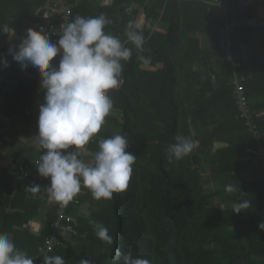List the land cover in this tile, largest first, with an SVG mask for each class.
Returning a JSON list of instances; mask_svg holds the SVG:
<instances>
[{"label": "trees", "instance_id": "trees-1", "mask_svg": "<svg viewBox=\"0 0 264 264\" xmlns=\"http://www.w3.org/2000/svg\"><path fill=\"white\" fill-rule=\"evenodd\" d=\"M213 1L112 0L104 7L83 0L73 9V20L76 16L104 14L111 21L104 31L132 51L131 59L122 61L121 84L107 92L113 108L88 147L94 153L99 137L121 134L129 139L126 151L137 159L124 192L101 201L93 199L90 190L78 196V204L68 211L73 213L87 201L90 217L77 216L73 238L50 256L63 257L65 264H80L84 259L91 264H120L114 260L116 249L126 253L131 248L133 257L146 258L151 264H264V230L258 227L264 221V176L255 162L257 155L248 150L255 147L254 137L239 117L224 33L226 22L249 19L258 9L264 10V0H222L225 17L209 5ZM43 4L44 0H0V25L17 24L23 35V20L34 19L35 10ZM129 7L131 12L126 11ZM175 7L179 12H174ZM12 9L9 21L6 16ZM173 18L184 30L179 50L173 44L177 40ZM158 20L169 22L166 31L148 27ZM130 22L138 25L137 30L145 37L143 51L127 40L125 29ZM230 37L234 41L231 57L241 61L238 72L245 75L244 91L264 144V16L251 24L234 25ZM5 38L6 34H0V53L9 66L0 70L12 75L21 66L12 59L9 46L3 44ZM252 44L260 54L248 58L246 46ZM139 56L149 58L150 64L143 67ZM0 95L3 117L15 115L26 128L37 129L39 105L43 103L40 79L21 83L13 92L0 85ZM177 135L190 138L196 146L183 159L169 163L166 149ZM218 139L227 145L213 149ZM35 159L23 163L22 169ZM204 167L218 174L213 189L204 187ZM15 174L18 179L13 190V173L0 167V233L8 234L15 247L37 264L56 217L55 208L46 213L40 235L23 226L38 213L47 197L42 185L50 180L39 183L41 191L32 197L27 193L32 184L20 171ZM228 184L236 190L225 191ZM43 193L46 197L39 198ZM243 201H248L250 208L240 213L226 206ZM93 221L107 227L113 237L111 244L96 237Z\"/></svg>", "mask_w": 264, "mask_h": 264}, {"label": "clouds", "instance_id": "clouds-1", "mask_svg": "<svg viewBox=\"0 0 264 264\" xmlns=\"http://www.w3.org/2000/svg\"><path fill=\"white\" fill-rule=\"evenodd\" d=\"M101 3L107 7L112 0H101ZM126 11L131 12V7ZM110 22L104 14L76 16L58 32L56 43L43 28L29 27L19 43L8 48L22 70L31 65L40 76L43 103L39 105L38 131L32 138V146L41 154L33 162L39 176L50 179L43 189L49 204L66 207L82 186L91 191L93 199L110 200L114 194L127 189L132 177L137 157L126 151L129 139L124 135L101 139L91 159L85 160L82 155L84 146L99 132L113 108L107 92L119 87L122 61L132 57L130 48L104 31ZM138 27L130 22L125 35L138 51H143L145 37ZM0 34L12 37L16 30L7 24L0 25ZM58 55V64L52 63ZM138 59L145 66L151 62L144 56ZM8 66V60L0 53V67ZM174 140L166 149L169 163L183 159L196 146L190 138L177 135ZM235 190L232 184L225 188L229 193ZM30 191L38 193L41 186L36 184ZM249 208V202L243 201L234 206L233 212ZM30 223L34 231L42 227L38 221ZM92 225L98 239L107 244L113 242L107 227L95 221ZM258 227L264 230V221ZM114 260L120 264H151L146 258L133 257L131 248L126 253L117 248ZM0 264H33V257L17 249L8 234L0 233ZM43 264H65V260L59 255H44ZM80 264H91V261L84 259Z\"/></svg>", "mask_w": 264, "mask_h": 264}, {"label": "built area", "instance_id": "built-area-1", "mask_svg": "<svg viewBox=\"0 0 264 264\" xmlns=\"http://www.w3.org/2000/svg\"><path fill=\"white\" fill-rule=\"evenodd\" d=\"M82 1L83 0H51L40 10V12L35 14L34 19L25 20L24 31L26 32V29L29 27L37 30L43 28L45 32L49 33L52 42L56 43L59 39L58 32L61 31L65 24L73 21L72 11ZM208 3L209 5H214L222 16H226V9L222 3V0H218V2L217 0H214L213 2ZM238 23L239 21L225 23V54L232 69V77L230 82L233 85V96L237 103L239 117L244 119L247 131L254 137V140L257 143L256 150L259 156L258 162L264 176V145L260 142L261 133L254 122L249 102L244 91L242 82L245 78V75L238 72V69L241 66V61L233 60L231 57L230 45L234 43V41H232L230 35L233 31V26ZM237 45L243 48L242 45ZM58 61L59 55L54 58L52 63L58 64ZM39 79L40 76L34 68L31 70L21 69L17 72H14L12 75H8L4 71L0 70V85L3 86L5 90L13 91L21 83H27L31 80ZM119 80L121 84L122 80ZM91 139H93V137ZM70 150L71 149H69V151ZM91 153L92 151L88 147V144H86L82 153L83 158L85 160L91 159ZM19 171L22 173V177L27 179L32 184V186L50 180L48 178L39 176L34 162H32L31 166H27L24 169L21 168ZM88 190V188L82 186L81 191L66 207L55 204L54 208L56 217L50 223V234L44 238L43 248L40 253L41 257L37 264H43L44 255H49L55 248L63 246L64 243L70 239V236L75 234L76 227L78 225L77 216L74 215V213H70L68 210L71 205L78 204V196Z\"/></svg>", "mask_w": 264, "mask_h": 264}, {"label": "crops", "instance_id": "crops-1", "mask_svg": "<svg viewBox=\"0 0 264 264\" xmlns=\"http://www.w3.org/2000/svg\"><path fill=\"white\" fill-rule=\"evenodd\" d=\"M50 1L51 0H44V4L42 5V7L41 8L39 7L35 10L34 16L36 13L40 12V10ZM258 12H256L255 15L249 19H238L235 21H239L238 24L254 23L257 19L262 18L264 16V12L259 13V14L263 13L261 17L257 14ZM12 14H13V9L6 16L9 19V21L12 19V16H13ZM26 19L27 18H25L23 21H25ZM248 20L250 22H247ZM11 26L15 28L16 34L15 36H12V37H9L6 34V38L3 41V44L7 46L18 44L19 41L23 38V36L26 35V33L23 35L19 33L20 29L17 28V24L15 25L16 27L12 24ZM21 29H22V26H21ZM245 54H246V57L248 58L258 57L260 54V51L258 50V48H256L252 44V45L246 46ZM2 100H3V96L0 95V105L2 103ZM37 131L38 129L36 128H31V129L26 128L23 121L15 115H13L10 118L3 117L1 115V108H0V167L8 168V170L13 173L15 177V179L13 180V190H16L17 179H18L15 173L19 172V169L22 168L23 163H30L33 159H35L41 154V153H37L32 146L33 145L32 138L37 134ZM101 139L103 138H100V137L98 138V140H101ZM223 140L224 139H218L214 141L213 149L225 147L227 143ZM254 142H255V147L249 148L248 150L254 152L257 155L255 162L257 163V165H259V162H258L259 156L256 150L257 143L255 140ZM201 171H202V176H203V179L205 180V183H208V181H211L214 183V185L217 184L219 180L218 174L213 173L208 167L202 168ZM26 180L24 181L27 182ZM49 183L50 181L45 182L42 185V187L45 188L47 185H49ZM27 193L29 196H32V197L37 196V193L33 194L30 190L27 191ZM44 197H46L44 193L39 195V198H44ZM235 205L236 203H227L226 206L234 208ZM54 206L55 204L48 203V200L46 197V199H44V201L40 204L38 208V213L34 215L28 221V223H26L23 226V228L27 229L30 233L34 235H40V233L43 231L44 226L46 224V213L50 211L51 209H53ZM73 213L74 215L79 216L80 218L81 217L89 218L90 213H91L90 203L87 201L80 203L78 208ZM31 221H38L42 225V227L40 228L38 232L32 229V226L30 223ZM72 238L73 237L70 236V239Z\"/></svg>", "mask_w": 264, "mask_h": 264}, {"label": "rangeland", "instance_id": "rangeland-1", "mask_svg": "<svg viewBox=\"0 0 264 264\" xmlns=\"http://www.w3.org/2000/svg\"><path fill=\"white\" fill-rule=\"evenodd\" d=\"M91 1H92L93 5H95V6H102L101 0H91ZM133 6L136 7V8H139V6H137L135 4H133ZM258 10H261V11H259L257 13L261 17L263 15V13L262 14H259V13L260 12H264V10L263 9H258ZM177 11L179 12V8L175 7L174 12H177ZM176 14H178V13H175V15ZM172 22H173L172 31H173L174 34H176V39H177V40L174 41L173 44L175 46V49L179 50L181 48L180 44H182L184 42L183 37H182L183 36L182 34H184L182 32H184V30H182L181 25H180L181 22L178 19L173 18ZM247 22H250V21L248 20ZM168 26H169V22H167V21H159V20L157 22H150V25H148V27L151 30H157V31H160V32L166 31ZM143 67H144V65H143ZM113 115H118V113L113 112ZM216 185L217 184L214 185L213 182L208 181V183L204 184V187L213 189L214 187H216Z\"/></svg>", "mask_w": 264, "mask_h": 264}]
</instances>
